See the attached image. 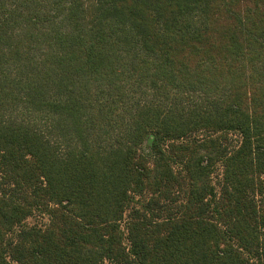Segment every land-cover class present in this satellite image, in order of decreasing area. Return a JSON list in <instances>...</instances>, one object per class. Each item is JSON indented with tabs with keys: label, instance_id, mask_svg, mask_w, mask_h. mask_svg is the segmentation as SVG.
<instances>
[{
	"label": "trees",
	"instance_id": "obj_1",
	"mask_svg": "<svg viewBox=\"0 0 264 264\" xmlns=\"http://www.w3.org/2000/svg\"><path fill=\"white\" fill-rule=\"evenodd\" d=\"M0 264H264V0H0Z\"/></svg>",
	"mask_w": 264,
	"mask_h": 264
},
{
	"label": "rangeland",
	"instance_id": "obj_2",
	"mask_svg": "<svg viewBox=\"0 0 264 264\" xmlns=\"http://www.w3.org/2000/svg\"><path fill=\"white\" fill-rule=\"evenodd\" d=\"M17 114H15L14 116H16ZM33 119V118H32ZM44 128L47 130V128L44 126ZM207 135L206 132H199L197 133L196 136H199V138H203ZM240 135L238 133L235 132H231L229 134V141H228V145L232 148H235L239 145L240 143ZM151 144V137H148L145 143V147L148 148ZM221 174H222V170H221V163H218L214 174H213V182L215 183L216 187L218 186L219 182L221 181ZM49 223V216L48 214L44 211H39L37 210L32 216H30L26 221H25V225L27 226H38V227H45L46 225H48ZM126 244L127 241H126Z\"/></svg>",
	"mask_w": 264,
	"mask_h": 264
},
{
	"label": "built area",
	"instance_id": "obj_3",
	"mask_svg": "<svg viewBox=\"0 0 264 264\" xmlns=\"http://www.w3.org/2000/svg\"><path fill=\"white\" fill-rule=\"evenodd\" d=\"M221 170H222V167H221Z\"/></svg>",
	"mask_w": 264,
	"mask_h": 264
}]
</instances>
